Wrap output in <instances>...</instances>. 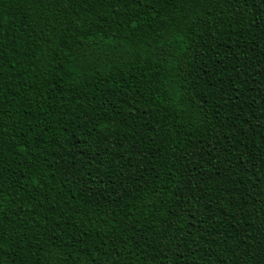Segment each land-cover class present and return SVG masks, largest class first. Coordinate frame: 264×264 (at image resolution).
Returning <instances> with one entry per match:
<instances>
[{"label":"trees","instance_id":"obj_1","mask_svg":"<svg viewBox=\"0 0 264 264\" xmlns=\"http://www.w3.org/2000/svg\"><path fill=\"white\" fill-rule=\"evenodd\" d=\"M0 264H264V0H0Z\"/></svg>","mask_w":264,"mask_h":264}]
</instances>
